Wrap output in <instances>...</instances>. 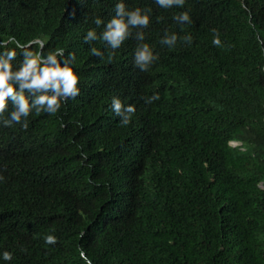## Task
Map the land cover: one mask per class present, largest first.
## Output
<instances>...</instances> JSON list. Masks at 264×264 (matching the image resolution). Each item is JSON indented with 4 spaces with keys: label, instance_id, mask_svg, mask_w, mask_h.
I'll list each match as a JSON object with an SVG mask.
<instances>
[{
    "label": "trees",
    "instance_id": "16d2710c",
    "mask_svg": "<svg viewBox=\"0 0 264 264\" xmlns=\"http://www.w3.org/2000/svg\"><path fill=\"white\" fill-rule=\"evenodd\" d=\"M114 3L0 0V52L15 66L17 43L63 47L81 89L27 129L0 123V264H264V0H125L152 9L147 71L134 35L115 50L83 38ZM165 29L193 39L170 49ZM113 96L135 106L129 124Z\"/></svg>",
    "mask_w": 264,
    "mask_h": 264
},
{
    "label": "clouds",
    "instance_id": "9594fccd",
    "mask_svg": "<svg viewBox=\"0 0 264 264\" xmlns=\"http://www.w3.org/2000/svg\"><path fill=\"white\" fill-rule=\"evenodd\" d=\"M154 3L162 9L183 8L185 0H154ZM113 8L114 15L107 21L100 16L94 17L93 23L102 28L99 33L96 28L88 29L83 37L85 42L92 44L99 40L108 49L115 50L134 35L137 43L134 48L133 64L140 71H147L158 59L153 46L146 42L143 31L150 24L152 9L140 6L129 8L125 0H115ZM157 19L161 20L163 17ZM172 19L180 25L192 23L188 11L175 13ZM178 39L191 43L193 38L190 34L178 36L176 32L165 29L159 42L171 49L176 46ZM212 44L221 45L218 34L213 36ZM16 47L21 49L22 59L15 66L12 63L17 56L15 48L0 52V123L6 127L19 124L27 129L30 114H56L67 100L75 99L81 91L80 76L73 68V54L68 53L65 56L66 50L63 47L49 50L46 54L43 52V44L39 45L40 50H33L30 45L21 43H17ZM90 51L96 56L104 55L101 49L95 46H92ZM109 55L111 56V52ZM158 99L159 94L153 93L145 97V103ZM6 110L7 116L4 115ZM111 110L120 118L121 124L127 125L135 112V106L125 104L118 96H113ZM82 156L86 159L87 152H83ZM44 239L47 244L57 242V237L52 234L46 235ZM12 258L11 251L0 252V260L11 261Z\"/></svg>",
    "mask_w": 264,
    "mask_h": 264
},
{
    "label": "rangeland",
    "instance_id": "374dc122",
    "mask_svg": "<svg viewBox=\"0 0 264 264\" xmlns=\"http://www.w3.org/2000/svg\"><path fill=\"white\" fill-rule=\"evenodd\" d=\"M232 144H236V143H233V142H231Z\"/></svg>",
    "mask_w": 264,
    "mask_h": 264
}]
</instances>
